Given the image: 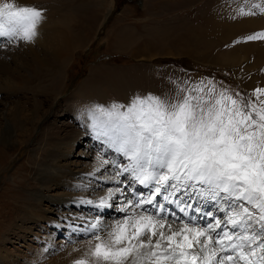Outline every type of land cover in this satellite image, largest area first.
I'll return each mask as SVG.
<instances>
[{
  "label": "rangeland",
  "instance_id": "rangeland-1",
  "mask_svg": "<svg viewBox=\"0 0 264 264\" xmlns=\"http://www.w3.org/2000/svg\"><path fill=\"white\" fill-rule=\"evenodd\" d=\"M70 2H73L72 6L76 5V9L75 17L69 19V27L61 23L64 19L59 20L68 6L60 0L16 2L42 8L44 13L51 11L50 20H54L60 30L64 29L71 45L74 43L69 47L60 81H53L52 77L39 79L48 69L56 71L58 62L52 61L32 70L23 68L25 78L20 77V89L15 94L8 92L3 66L9 67L10 64L21 70L17 65L18 52L30 59L29 43H6L7 38L0 37V248L3 253L0 264H40V261L50 264L49 258L55 255L57 246L65 249L74 242L82 244L87 241L90 237L76 229L86 228V218L101 213L89 204L67 208L63 203L55 202L61 201L60 198L68 193H79L78 188H70L62 182L54 184L53 188L42 184L40 172L52 166L49 154L52 140L48 134L52 121L62 125L64 121L68 123L74 119L75 124L78 119L74 118V109L79 106L127 104L130 98L149 93L166 102H176L185 94L181 89L186 92L201 81L205 84L211 81L216 86L217 95L227 90V94L238 101L241 97L252 102L264 100V93L255 91L264 89V50L261 48L264 38L246 39L264 32V12L260 11L264 8V0ZM242 9L255 14L243 15ZM237 22L239 28L226 27V24ZM72 34H75L74 38L78 36L79 41L72 39ZM80 40V45L75 46ZM14 49L17 55L4 56ZM220 54H223L221 58ZM230 57L232 63L222 62ZM38 87L41 95L33 97V90ZM33 104L38 109L37 119L31 115ZM25 116L31 121H26ZM87 128L86 124L79 127L86 134L83 145L76 143L73 148L72 143L65 145V154L71 148L72 152L78 153L72 158L73 162L56 160V165L68 164L67 167L74 171L84 170L85 163L92 161L95 154L114 151L90 132L92 128L90 131ZM84 155L90 158H84ZM123 160L120 154L117 155L116 161ZM103 171H99L101 187L96 188L94 184L96 192L102 190L101 195L103 190L107 192L116 183ZM136 187L143 192V186ZM177 197H188L184 199L187 202L192 199L182 193H177ZM191 201L197 204H193V208L201 207L204 212L214 211L217 216H223L214 201L198 196ZM203 202L208 206L205 207ZM168 206L171 208L169 214L178 212L183 218L175 204ZM121 215L115 208L104 209L102 218L108 220Z\"/></svg>",
  "mask_w": 264,
  "mask_h": 264
},
{
  "label": "snow or ice",
  "instance_id": "snow-or-ice-1",
  "mask_svg": "<svg viewBox=\"0 0 264 264\" xmlns=\"http://www.w3.org/2000/svg\"><path fill=\"white\" fill-rule=\"evenodd\" d=\"M43 19L42 8L0 0L6 43L33 42ZM258 38L264 32L246 39ZM180 91L176 102L149 93L86 110L97 138L127 161H112L110 177L126 187L109 189L98 203L80 201L101 213L76 229L90 239L73 264H264V100L217 95L211 81ZM97 159L101 167L110 163ZM177 193L214 201L223 216L193 208ZM168 204L183 218L169 214ZM112 208L122 218L107 223L103 210ZM192 212L211 219L201 224Z\"/></svg>",
  "mask_w": 264,
  "mask_h": 264
},
{
  "label": "bare ground",
  "instance_id": "bare-ground-1",
  "mask_svg": "<svg viewBox=\"0 0 264 264\" xmlns=\"http://www.w3.org/2000/svg\"><path fill=\"white\" fill-rule=\"evenodd\" d=\"M23 1L25 2V0H15V2H23ZM60 1L63 2L64 4L68 5V6L66 7L67 10H63V11H66L65 15L62 18H60L59 20L64 19L61 23H64V25L67 24L66 27H69V25H70V24H68L69 19L75 17L76 5L72 6L74 4H72L73 2L72 3L70 2L71 0H60ZM83 4L84 3L82 2L81 5H83ZM57 6H59V4ZM53 8H55V7H53ZM67 12H69V13H67ZM79 14L77 15L78 17H79ZM52 16H53V13L51 11L44 13L45 18H44V20H42V22L37 27L38 35L35 37L33 42H28L29 46H28L27 51L29 53L30 59H26L20 52H18L20 55H19V61L17 62V65L21 66V70H19L17 66H15V68H12V66L10 64H9V67L3 66L4 72H5L4 83L6 85V88L8 89V92L15 94V92H17L18 89H20V86L18 84H19V80L21 79L20 77H22V76L24 77V75L22 74L23 68H25L26 70H32L34 67L45 66V65L49 64V62H52V61L58 62L57 66H56V71H54V70L51 71L50 69H48V71H46L44 76L39 78V79H40V81H42L43 79H45V77H52L53 81H54V79L55 80L58 79L59 81L61 80L62 75L64 74L63 73L64 72L63 67H65V65H66L65 63L67 62V61H65V58L68 56V54L70 52L69 47L74 45V43H72V45H71L68 34L64 31V29L60 30L58 28L59 25L56 24L53 19H52L53 21L50 20L52 18ZM84 18H85V16H84ZM46 20H48V21H46ZM231 25L236 26V27L238 26V28H239L240 23L237 22V24H226V27L231 26ZM75 32H77V31H75ZM71 37L74 40L79 39L78 36L76 37L77 39L74 38L75 34H72ZM127 39H130V38L127 37ZM78 41L77 42L74 41L75 46L80 45L81 40H80V42H78ZM69 43H70V45H69ZM129 44H131V43H129ZM261 44H262V42H261ZM261 44H258V45H261ZM261 48L264 50V46ZM8 54L17 55V51H16V49H14L10 53L4 54V56L8 57ZM220 55H221L220 56V58H221L223 56V54H220ZM227 57H229V56H227ZM235 58H238V57H235ZM232 59L233 58H231V57L226 58V60H223L222 62L224 64H229V63L233 62ZM20 62H22V63L20 64ZM222 62H220V63H222ZM68 64H70V61L68 62ZM52 73H53V75H52ZM246 84H248V83H246ZM249 85H250V83H249ZM39 88L40 87H38V89L33 90V97L35 94L41 95L39 93V91H40ZM44 94L46 96H48L47 93H44ZM38 98H40V97H38ZM32 101H34V100H32ZM38 105H40V104H37V106ZM33 107H34L33 108L34 110L32 111L31 115H33L32 118L37 119L38 109H37L35 104H33ZM87 109H90V107H88L86 104H85V107L79 106V107L74 109V114H75L74 118L78 119V121L75 120L76 121L75 124H74V119H71L72 123L71 122L67 123L64 121V123H62V125L60 123L56 124L52 121L50 123V130H49V132L47 131L48 134L51 136V140H52V143L50 144V146H52V148L50 149V153H49V154H51L50 160L52 161V166L50 167V169H48L49 166H47L45 172H40L41 173L40 179L42 181V184L44 186L46 185V187H48V188H50V187L53 188L54 184L62 182L63 185L66 184V186H69L70 188H78L79 189V193H78V191H76L75 194L68 193L65 197L60 198L61 201L55 200V202H57V203L58 202L63 203V205H65V207H67V208H69L71 206H76L78 208L83 206V204L80 203V201H82V200H93V201L98 203L99 198L107 195V192H108V191L105 192L103 190L102 195H101L100 193L102 190H100V193L96 192V190H95V187L96 188L101 187L100 181L102 179L100 178L99 171L104 170L103 171L104 174L110 175V177L115 175V170H114V166L112 164V161H116L117 155H119L118 153L115 152V150L113 152L105 151V153L102 155L101 154H99V155L95 154L94 159L91 158L92 161H90L89 163H85L86 166H85L84 170L74 171V169H70L67 167L68 164H65L63 166L62 165H56V163L58 162L56 160H59V161L64 160L65 162H67V161L73 162L72 158H74L78 153L72 152L71 151L72 148L74 147V145L76 143L77 144L81 143L82 145L84 144V140H85L84 138H85L86 134H85V131L80 130L79 127L81 125L86 124V126L89 127V128H87V131H90V129L92 128L90 117L88 115H86ZM76 117H79V118H76ZM25 120L31 121V118L29 116H25ZM82 120H85V122H82ZM28 132L29 131L27 130V133ZM90 132H93V134L96 136V133L94 132L93 129ZM82 138H83V140H82ZM99 141H103V140L99 139ZM68 143H72V145H71L72 148L67 154H65V145L67 146ZM97 157H102L103 159L108 160L110 163L108 165H104L103 167H101L102 161L98 160ZM84 158H90V157L87 155H84ZM126 162H127L126 160H123L120 163H126ZM119 179H124V177H120ZM57 180H58V182H56ZM94 184H95V187H94ZM118 186L126 187L125 185H118L117 182L116 183L114 182V184L111 185L109 189H115ZM141 190H143L144 193H147V191H148V189L143 188V187L141 188ZM47 196H49V195H47ZM47 196H44L43 198L47 199ZM195 197H197V196H192V199H190L188 203H190L192 205L194 204V206H197V204H195L194 202L191 201L193 199L195 200ZM186 198H188V197H184V199H186ZM123 199H124V197H119V202H122ZM161 202H163L162 199H161ZM64 203H66L67 205ZM203 203L205 205V202H203ZM198 204H199V202H198ZM92 205H93V209H94V207H96V205L95 204H92ZM168 205H167V208L171 210V208ZM207 206L208 205L206 204L205 207H207ZM96 211H98V213L101 212V210L98 208H96ZM175 213L179 216L178 212H175ZM217 214H219V213H217ZM191 215L195 216L197 218L198 222H200L201 224L207 223L210 220L209 217L202 216V214H198L196 212H192ZM180 216H181V214H180ZM70 217L72 218L73 216H69L68 218H70ZM94 218L95 217L88 216L86 218V222H85L86 226ZM117 218H122V215L118 216ZM112 220L113 219L109 218L108 220H104V221L107 223H110V222H112ZM89 239L87 241L83 242L82 244L74 242L73 245H71V246L69 245L65 249H62L61 247L57 246V252L55 253V255H53V256H51V258H49L50 264H73L74 260L81 258L88 251ZM94 242L95 241H93V243ZM0 255L1 256L3 255L1 248H0ZM45 257H47V256H45ZM40 264H44V263L42 261H40Z\"/></svg>",
  "mask_w": 264,
  "mask_h": 264
}]
</instances>
